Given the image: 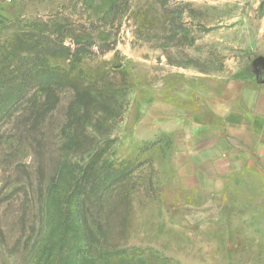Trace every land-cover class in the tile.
Returning a JSON list of instances; mask_svg holds the SVG:
<instances>
[{"label": "rangeland", "instance_id": "rangeland-1", "mask_svg": "<svg viewBox=\"0 0 264 264\" xmlns=\"http://www.w3.org/2000/svg\"><path fill=\"white\" fill-rule=\"evenodd\" d=\"M0 12V264H264V183L211 195L178 160L183 115L264 104V0Z\"/></svg>", "mask_w": 264, "mask_h": 264}, {"label": "crops", "instance_id": "crops-1", "mask_svg": "<svg viewBox=\"0 0 264 264\" xmlns=\"http://www.w3.org/2000/svg\"><path fill=\"white\" fill-rule=\"evenodd\" d=\"M4 18L0 12V21ZM252 93L247 89L238 98L227 96L228 99L209 101L180 119L184 138L178 143V160L182 175L205 181L201 183L207 188L202 189L211 195L220 189L249 194L255 183H260V187L264 183V104L259 106L255 97L248 98ZM241 185H245V192L238 189ZM234 208L258 209L243 200ZM226 232L228 243L231 231ZM226 256H229L227 248Z\"/></svg>", "mask_w": 264, "mask_h": 264}, {"label": "trees", "instance_id": "trees-1", "mask_svg": "<svg viewBox=\"0 0 264 264\" xmlns=\"http://www.w3.org/2000/svg\"><path fill=\"white\" fill-rule=\"evenodd\" d=\"M86 41H84L83 43H81V46H83L84 48L88 49V48H90L91 43L86 42ZM75 45H77V42H75ZM46 49L49 50V51H51V52H53L51 54L59 53V52H62V51H69L70 53H72L71 55H75L78 52V50H80L78 48L72 50L70 47L63 46V44H62L61 41H59V42H57V41L52 42L50 45H48L46 47Z\"/></svg>", "mask_w": 264, "mask_h": 264}]
</instances>
